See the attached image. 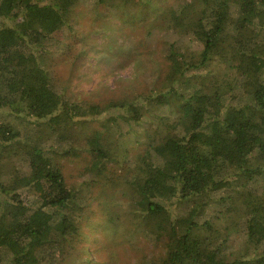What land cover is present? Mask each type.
I'll list each match as a JSON object with an SVG mask.
<instances>
[{
  "label": "trees",
  "instance_id": "1",
  "mask_svg": "<svg viewBox=\"0 0 264 264\" xmlns=\"http://www.w3.org/2000/svg\"><path fill=\"white\" fill-rule=\"evenodd\" d=\"M83 2L123 25L154 10L151 0H0V264H61L76 246L88 201L68 186L62 160L86 154L90 175L126 164L144 233L170 221L173 248L158 264H264V219L254 240L248 234L255 211L246 207L240 225L249 258L232 250L238 223L220 225L238 189L264 210V0H165L163 27L146 38L163 59L151 78L166 87L88 105L57 81L55 31L43 27ZM167 113L178 117L156 129ZM134 132L146 140L145 173L130 171L124 137ZM11 162L16 174L2 171Z\"/></svg>",
  "mask_w": 264,
  "mask_h": 264
},
{
  "label": "rangeland",
  "instance_id": "2",
  "mask_svg": "<svg viewBox=\"0 0 264 264\" xmlns=\"http://www.w3.org/2000/svg\"><path fill=\"white\" fill-rule=\"evenodd\" d=\"M151 1L154 10L134 12L137 19L129 25H123L112 10L83 2L71 14L56 15L43 26L49 32L55 31V45L51 47L55 59L52 68L57 81L70 97L88 105L148 93L152 87H166L163 80L151 78L153 62L163 63V59L157 51L151 54L155 47L148 44L146 35L148 31H159L163 27L158 10L173 0H166L169 3L165 0ZM104 13L110 16L102 20ZM155 36L160 39L159 35ZM198 52L199 49H195L193 53L195 60ZM178 104L181 105L180 102ZM111 112H105L101 119ZM177 117L178 114H163L154 127L164 130ZM93 124L95 127L99 123ZM87 131L90 132L89 129ZM135 133L124 137L129 160L134 164L130 171L145 173L148 172L147 144L144 137L143 141H138ZM89 158L86 154L62 160L68 186L82 191L88 203L85 219L81 221V230L76 236V246L61 264H158L173 248L168 235L170 221L157 226L153 235L144 233L146 231L138 227V219L133 216L132 195L123 180L126 164L110 163L104 173L90 175L84 171ZM2 171L16 174L17 168L11 162L2 166ZM247 192L238 189L230 196L232 208L226 211L224 206L221 207L226 212L220 221L223 228L228 223H238L241 231L232 240V250L240 249V256L249 252L245 259L253 255L252 248L247 247L245 253L247 238L240 226L246 207L257 213L248 233L251 241L258 236V220L264 219V210ZM217 208L219 210L220 206ZM181 213L177 226L184 230L188 215L186 209Z\"/></svg>",
  "mask_w": 264,
  "mask_h": 264
}]
</instances>
